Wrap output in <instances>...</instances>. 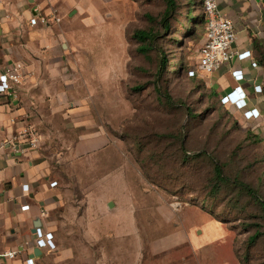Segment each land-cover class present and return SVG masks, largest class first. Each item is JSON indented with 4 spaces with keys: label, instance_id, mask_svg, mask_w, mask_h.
Wrapping results in <instances>:
<instances>
[{
    "label": "rangeland",
    "instance_id": "1",
    "mask_svg": "<svg viewBox=\"0 0 264 264\" xmlns=\"http://www.w3.org/2000/svg\"><path fill=\"white\" fill-rule=\"evenodd\" d=\"M191 1L164 19L166 0H50L61 20L43 39L15 38L57 60L40 73L55 98L33 105L60 190L58 248L40 264H264V144L211 75L188 76L205 35L188 33ZM137 30L156 34L149 51ZM215 163L228 181L213 192Z\"/></svg>",
    "mask_w": 264,
    "mask_h": 264
},
{
    "label": "crops",
    "instance_id": "2",
    "mask_svg": "<svg viewBox=\"0 0 264 264\" xmlns=\"http://www.w3.org/2000/svg\"><path fill=\"white\" fill-rule=\"evenodd\" d=\"M1 1V13L9 17L2 16L1 19L0 15V68L8 61L24 60L34 72V76L18 89L17 99L0 95V145H2L0 146V252L20 248L29 240L28 249H25L15 260L7 262V264H23L31 251L35 253L36 247L33 244L35 228L42 227L44 231H52L49 217L57 204L60 190L57 188L58 185L50 186V182L57 181L52 178L50 152L40 145L38 149L20 153L10 140L11 136L28 122L38 130L42 144L43 136L33 115L38 111L35 106L40 100L47 102L48 95H51V100L55 98L52 90L56 87L55 84H50L48 78L40 74L44 67L50 68L54 65L51 62L55 59L50 58L54 54V48L45 50L31 45L25 48L18 45L15 38H23L27 31L28 40L38 39L40 36L43 39L48 32L43 26L49 27L55 22L51 20L48 25L29 23V17L36 9L48 13L44 8L48 6L50 0ZM218 5L220 11L234 22L237 33L234 47L239 51L250 50L252 60L256 61L258 66L253 68L250 60L224 63L211 74L216 84L215 89L221 98L235 86L240 85L246 92L247 109L257 108L260 116L247 120L243 117L242 110L231 108L251 129L255 128V132L264 138V63L259 61L261 55L255 46L259 44L261 51H264V0H218ZM25 6L28 7L26 12L29 16L22 15L19 10L20 7ZM22 19L28 23L26 30L20 28ZM9 21L15 24L14 30L9 27ZM45 42L50 46L53 45V39L50 41L48 37ZM236 67L244 70L245 79L241 82L235 81L231 75V70ZM255 84L262 86V92L254 91ZM42 87L44 94L38 99L36 96ZM11 117H16L17 120L11 121ZM24 184H28L27 191L23 190ZM25 204L30 205L28 210L21 209ZM55 250H43L41 255L35 254L38 264L45 253Z\"/></svg>",
    "mask_w": 264,
    "mask_h": 264
},
{
    "label": "built area",
    "instance_id": "3",
    "mask_svg": "<svg viewBox=\"0 0 264 264\" xmlns=\"http://www.w3.org/2000/svg\"><path fill=\"white\" fill-rule=\"evenodd\" d=\"M202 5L206 15V30L198 52L196 69H190L188 76H197L198 72L211 75L224 63L234 60L240 62L250 60L251 66L256 68L258 63L252 60V52L250 50L239 51L234 47V42L237 39L234 22L220 11L218 0H202ZM0 15L1 19H3L2 16L8 17L7 15H2L1 9ZM50 20L58 22L61 20V17L56 15L55 12H51L50 14L43 13L39 9H36L35 13L29 17L31 25H48ZM231 75L237 82L245 79V73L241 67L233 68ZM33 76L34 72L26 61L13 60L6 62L0 68V95L17 99L19 97L18 89ZM254 91L262 92V86L255 84ZM221 103L236 110H242L243 117L247 120L256 119L260 116V111L257 108L247 109L246 92L243 91L240 85L235 86L231 91L221 96ZM16 120V117H11V121L15 122ZM10 140L20 153L38 149L41 145L38 130L28 122L13 134ZM0 146L2 147V145ZM57 185L58 182L55 180L50 182L51 187ZM22 187L25 191L29 189L28 184H24ZM29 208V204L21 206L22 210H28ZM33 235L34 247L39 248L41 251L57 249L58 244L52 231H44L42 227H36ZM28 241L20 248L0 252V264H7L9 261L15 260L25 249H28ZM23 264H38L37 256L33 251L26 256Z\"/></svg>",
    "mask_w": 264,
    "mask_h": 264
},
{
    "label": "trees",
    "instance_id": "4",
    "mask_svg": "<svg viewBox=\"0 0 264 264\" xmlns=\"http://www.w3.org/2000/svg\"><path fill=\"white\" fill-rule=\"evenodd\" d=\"M166 3H167V7H166V10H165L164 19H166L177 8L176 0H166ZM194 5H198V8H197L198 14L197 15L193 14L192 7H190L188 9V15L186 16L188 18V20H189V23H190V26L187 29L189 34H191L193 31H195V28H197V26L199 24L200 25H204L205 26V30H206V15H205V13L203 11L202 0H192L190 6H194ZM165 27H166L165 31H169L170 30V24H168V23L165 24ZM135 36L139 40V42H141V45H140L139 49L143 50V51H149L151 49L152 45H153L152 44L153 40L156 38V34L153 31H146V30H137L135 32ZM255 46H256V48L258 49V51H259V53L261 55V59L259 61L264 63V51H261V49L259 47L260 46L259 44H256ZM183 68H184V61L182 59H180L179 62H178V69H174V73L177 75L180 72V70L183 69ZM159 93H160L161 96H164L166 98L168 103H170V104L172 103V96L167 91H161L160 90ZM217 93L219 95L218 91H217ZM219 101L221 103V98H220ZM223 106L224 107H228V106H225V105H223ZM191 112H192L191 108L187 107V113L191 114ZM248 133H249L250 137H251V135H255V140H257V141L259 140V141L262 142V144H264V138H262L261 136H259L255 132H251V129H249ZM263 149H264V145H263ZM213 173L214 174H213V177H212V180H211V191L215 192V191L218 190V188L220 187L221 183H226L228 181V178L224 175L222 167L218 163L214 164ZM239 183L242 184V187L244 188V190H246L253 198L259 200L258 198H256L254 196L255 195L254 194V190L251 187H249L245 183H242V182H239ZM256 237H257V235L252 237V239L254 240V238H256Z\"/></svg>",
    "mask_w": 264,
    "mask_h": 264
},
{
    "label": "water",
    "instance_id": "5",
    "mask_svg": "<svg viewBox=\"0 0 264 264\" xmlns=\"http://www.w3.org/2000/svg\"><path fill=\"white\" fill-rule=\"evenodd\" d=\"M110 205H111V202H110ZM35 254L36 255H41L42 254V251L39 248H36L35 249Z\"/></svg>",
    "mask_w": 264,
    "mask_h": 264
}]
</instances>
